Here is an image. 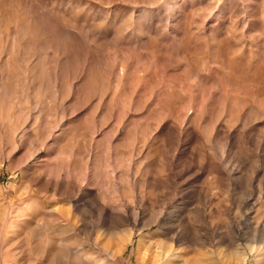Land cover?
<instances>
[{
    "label": "rangeland",
    "instance_id": "rangeland-1",
    "mask_svg": "<svg viewBox=\"0 0 264 264\" xmlns=\"http://www.w3.org/2000/svg\"><path fill=\"white\" fill-rule=\"evenodd\" d=\"M262 234L264 0H0V264H263Z\"/></svg>",
    "mask_w": 264,
    "mask_h": 264
},
{
    "label": "bare ground",
    "instance_id": "bare-ground-1",
    "mask_svg": "<svg viewBox=\"0 0 264 264\" xmlns=\"http://www.w3.org/2000/svg\"><path fill=\"white\" fill-rule=\"evenodd\" d=\"M256 241L259 243H264V234H262L261 237H259L258 239H256ZM249 242H254L252 239H250ZM264 264V263H263Z\"/></svg>",
    "mask_w": 264,
    "mask_h": 264
}]
</instances>
